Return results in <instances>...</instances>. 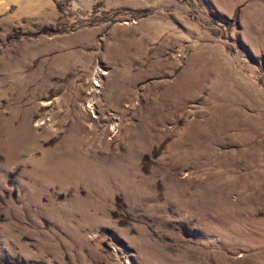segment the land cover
I'll return each mask as SVG.
<instances>
[{
	"label": "rangeland",
	"instance_id": "obj_1",
	"mask_svg": "<svg viewBox=\"0 0 264 264\" xmlns=\"http://www.w3.org/2000/svg\"><path fill=\"white\" fill-rule=\"evenodd\" d=\"M0 264H264V0H0Z\"/></svg>",
	"mask_w": 264,
	"mask_h": 264
}]
</instances>
